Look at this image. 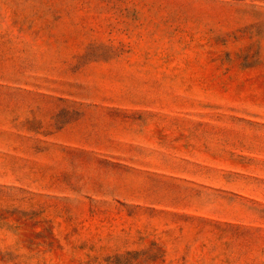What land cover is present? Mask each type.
I'll return each instance as SVG.
<instances>
[{
    "label": "rangeland",
    "instance_id": "rangeland-1",
    "mask_svg": "<svg viewBox=\"0 0 264 264\" xmlns=\"http://www.w3.org/2000/svg\"><path fill=\"white\" fill-rule=\"evenodd\" d=\"M0 264H264V0H0Z\"/></svg>",
    "mask_w": 264,
    "mask_h": 264
}]
</instances>
